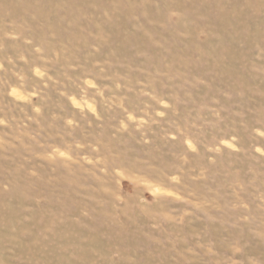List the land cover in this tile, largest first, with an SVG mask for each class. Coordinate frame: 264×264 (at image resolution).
I'll use <instances>...</instances> for the list:
<instances>
[{"label":"rangeland","instance_id":"rangeland-1","mask_svg":"<svg viewBox=\"0 0 264 264\" xmlns=\"http://www.w3.org/2000/svg\"><path fill=\"white\" fill-rule=\"evenodd\" d=\"M0 264H264V0H0Z\"/></svg>","mask_w":264,"mask_h":264}]
</instances>
